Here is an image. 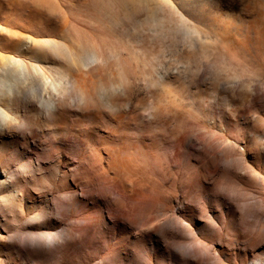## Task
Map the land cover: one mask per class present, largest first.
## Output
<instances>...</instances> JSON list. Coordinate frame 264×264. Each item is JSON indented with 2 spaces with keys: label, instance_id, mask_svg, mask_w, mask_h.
<instances>
[{
  "label": "rangeland",
  "instance_id": "374dc122",
  "mask_svg": "<svg viewBox=\"0 0 264 264\" xmlns=\"http://www.w3.org/2000/svg\"><path fill=\"white\" fill-rule=\"evenodd\" d=\"M0 264H264V0H0Z\"/></svg>",
  "mask_w": 264,
  "mask_h": 264
}]
</instances>
